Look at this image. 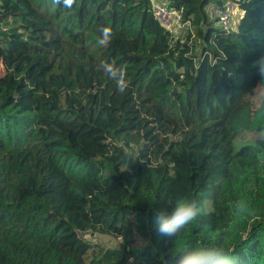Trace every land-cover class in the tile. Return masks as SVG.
Here are the masks:
<instances>
[{
  "label": "trees",
  "instance_id": "16d2710c",
  "mask_svg": "<svg viewBox=\"0 0 264 264\" xmlns=\"http://www.w3.org/2000/svg\"><path fill=\"white\" fill-rule=\"evenodd\" d=\"M261 57L264 0H0V264H174L204 245L264 264ZM181 198L201 213L164 237L154 210Z\"/></svg>",
  "mask_w": 264,
  "mask_h": 264
},
{
  "label": "clouds",
  "instance_id": "9594fccd",
  "mask_svg": "<svg viewBox=\"0 0 264 264\" xmlns=\"http://www.w3.org/2000/svg\"><path fill=\"white\" fill-rule=\"evenodd\" d=\"M59 4L61 0H53ZM75 0H63L65 7H71ZM113 31L110 27L100 29L98 44L106 45L111 42ZM258 75L264 82V57L256 61ZM103 71L117 83L118 91L123 93L128 87L124 70L115 63L103 62ZM237 208L243 210L244 205L237 202ZM201 213V207L196 199L181 198L169 212L167 208L154 210L157 232L167 238L177 237L188 225L192 224ZM174 264H240L239 257L231 255L221 245H204L172 254Z\"/></svg>",
  "mask_w": 264,
  "mask_h": 264
},
{
  "label": "built area",
  "instance_id": "2783aa9c",
  "mask_svg": "<svg viewBox=\"0 0 264 264\" xmlns=\"http://www.w3.org/2000/svg\"><path fill=\"white\" fill-rule=\"evenodd\" d=\"M236 11H238V9L233 3H229L225 10L217 11V16L219 17V24L223 30L230 32L234 29L233 21L236 17ZM155 13L157 19L169 30L175 31L177 29L175 31L177 32L181 28H184L185 25H187V23L182 22L183 10L176 11L156 5Z\"/></svg>",
  "mask_w": 264,
  "mask_h": 264
},
{
  "label": "rangeland",
  "instance_id": "374dc122",
  "mask_svg": "<svg viewBox=\"0 0 264 264\" xmlns=\"http://www.w3.org/2000/svg\"><path fill=\"white\" fill-rule=\"evenodd\" d=\"M237 17L241 15L240 11H236ZM236 21V20H235ZM179 32H177L178 34ZM5 67L0 62V84H6V74H5ZM264 98V90L262 87H258V89L255 92V95L253 96V100L256 104H258L262 99ZM240 145L238 144V147ZM84 238L92 241L94 244L101 245L105 248H117L119 246V241L114 239L111 236H106V235H99V234H93V233H88L84 235Z\"/></svg>",
  "mask_w": 264,
  "mask_h": 264
}]
</instances>
